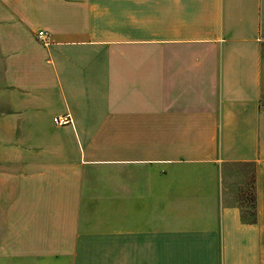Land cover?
I'll return each mask as SVG.
<instances>
[{
	"label": "crops",
	"instance_id": "crops-1",
	"mask_svg": "<svg viewBox=\"0 0 264 264\" xmlns=\"http://www.w3.org/2000/svg\"><path fill=\"white\" fill-rule=\"evenodd\" d=\"M0 264H264V0H0Z\"/></svg>",
	"mask_w": 264,
	"mask_h": 264
},
{
	"label": "rangeland",
	"instance_id": "rangeland-1",
	"mask_svg": "<svg viewBox=\"0 0 264 264\" xmlns=\"http://www.w3.org/2000/svg\"><path fill=\"white\" fill-rule=\"evenodd\" d=\"M249 170V168H248ZM247 170V171H248ZM248 174V172H247ZM247 180V179H246ZM243 179L242 174L237 171H231L227 178H225L224 186L227 188V199H233L234 196L236 197V194L238 193V189L240 187H243V181H246Z\"/></svg>",
	"mask_w": 264,
	"mask_h": 264
},
{
	"label": "built area",
	"instance_id": "built-area-1",
	"mask_svg": "<svg viewBox=\"0 0 264 264\" xmlns=\"http://www.w3.org/2000/svg\"><path fill=\"white\" fill-rule=\"evenodd\" d=\"M36 39L43 46L49 45V36L45 32L37 33ZM70 123H71V119L68 115L53 118V124L56 126H63V125H67Z\"/></svg>",
	"mask_w": 264,
	"mask_h": 264
},
{
	"label": "trees",
	"instance_id": "trees-1",
	"mask_svg": "<svg viewBox=\"0 0 264 264\" xmlns=\"http://www.w3.org/2000/svg\"><path fill=\"white\" fill-rule=\"evenodd\" d=\"M252 178H253V176H252ZM252 178H251V182H253ZM247 201L250 204L249 205V211L247 212V214L249 216V220L248 221L249 222H254V220H255V203H254L253 186L251 188V192H249V194H248Z\"/></svg>",
	"mask_w": 264,
	"mask_h": 264
}]
</instances>
